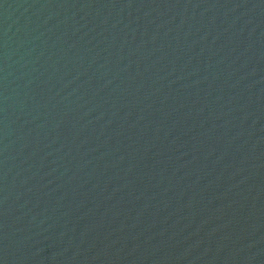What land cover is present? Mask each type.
<instances>
[{
  "label": "water",
  "instance_id": "obj_1",
  "mask_svg": "<svg viewBox=\"0 0 264 264\" xmlns=\"http://www.w3.org/2000/svg\"><path fill=\"white\" fill-rule=\"evenodd\" d=\"M0 264H264V0H0Z\"/></svg>",
  "mask_w": 264,
  "mask_h": 264
}]
</instances>
